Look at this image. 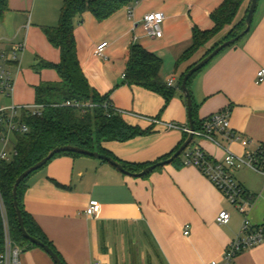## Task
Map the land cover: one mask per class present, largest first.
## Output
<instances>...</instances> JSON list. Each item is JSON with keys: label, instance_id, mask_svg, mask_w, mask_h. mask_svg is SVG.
I'll list each match as a JSON object with an SVG mask.
<instances>
[{"label": "crops", "instance_id": "obj_1", "mask_svg": "<svg viewBox=\"0 0 264 264\" xmlns=\"http://www.w3.org/2000/svg\"><path fill=\"white\" fill-rule=\"evenodd\" d=\"M63 1L9 0V10L0 19V52L25 44L20 64H8L16 74H12L14 91L7 97L13 104L35 101V87L41 83L60 82L55 70L36 67L40 61L58 64L61 60L60 51L49 43L44 30L58 26ZM224 1L140 0L132 18L129 6L104 21L89 11L82 20L76 18L78 58L90 86L109 98L128 125L150 130L125 142L103 143L106 154L121 165H152L189 136L165 127L170 123L189 127L179 80L229 27L190 59L179 60L193 45L195 29H214L212 14ZM151 13L165 16L161 38L148 36L143 28L144 17ZM244 15L243 9L236 21ZM105 42L104 57H96V46ZM133 44L161 59V80L165 85L173 80L171 88L176 89L168 103L158 93L126 83L123 75ZM260 69H264V0L258 2L250 32L199 72L190 86L197 119L229 109L231 134H214L213 141L194 137L191 149L199 147L212 161H221L227 152L243 157L264 144V82H256ZM0 103L3 105L2 99ZM233 135L252 143L245 149ZM234 176L250 204L244 215L183 158L137 178L93 157L62 154L27 180L23 208L65 264H209L222 260L245 220L252 226L264 225V175L242 168ZM91 200L101 205L96 218L85 214ZM222 211L231 215L227 225L217 222ZM21 262L55 264L41 248L22 250ZM235 264H264V242L239 253Z\"/></svg>", "mask_w": 264, "mask_h": 264}, {"label": "trees", "instance_id": "obj_2", "mask_svg": "<svg viewBox=\"0 0 264 264\" xmlns=\"http://www.w3.org/2000/svg\"><path fill=\"white\" fill-rule=\"evenodd\" d=\"M251 1L252 0H225L212 14V18L215 22L214 29L207 32H201L195 29L193 45L182 55L179 62L188 60L196 55L217 35L222 33L226 27H230L228 34L215 43L213 48L208 50L202 59L207 57L219 45L237 37L246 27L245 20ZM134 3L135 0H64L58 26L44 30L49 43L60 51L61 60L58 64L40 61L36 69L55 70L60 78V82L57 84L41 83L39 86L35 87V104L44 106L43 113L41 116L23 115L22 121L29 128V132L25 134L15 133L14 139L17 156L11 162L0 163V253L4 250V217L2 205L6 213L13 243L22 250L39 248L23 237L14 206L13 187L17 178L24 171L43 160L57 147H78L108 155L103 148V143L108 141L125 142L150 132L149 129L142 130L139 127L128 125L122 116L115 111L109 98L100 95L90 86L81 68L74 33L76 18L79 17L80 20H82V16L85 12L89 11L98 21H104L118 10L125 6H132ZM243 9L245 15L239 21H236L237 16ZM8 10L9 0H0V19L4 18ZM195 64L190 66L187 72L193 68ZM161 68L162 61L160 58L145 50L140 45L133 44L130 49L127 71L125 73L126 83L158 93L162 95L166 103H168L175 96L176 89L168 87V85L162 82L160 77ZM198 73L194 74L189 80V89L194 77ZM185 74H183L179 80L178 88L180 90H182L181 85ZM66 102H77L85 106L82 108L63 106ZM193 119L195 130H202L204 120L199 121L197 119V106L194 100ZM188 137L189 136H187V138ZM185 141L172 153L161 158L152 165L171 158ZM192 145L193 141L189 149H191ZM62 154L82 156L75 153ZM183 156L184 152L175 159L173 163L179 162L181 158L184 159ZM258 157L261 156L259 155ZM149 166L151 165H123V167L132 174L139 173ZM30 177L25 179L18 189V204L22 211L26 230L32 237L52 248L54 252L58 254L63 264H65L52 242L23 208L24 188ZM245 195L247 196L246 191Z\"/></svg>", "mask_w": 264, "mask_h": 264}, {"label": "built area", "instance_id": "obj_3", "mask_svg": "<svg viewBox=\"0 0 264 264\" xmlns=\"http://www.w3.org/2000/svg\"><path fill=\"white\" fill-rule=\"evenodd\" d=\"M140 0H135L134 5L128 7L129 18L133 17L134 6ZM165 20L163 13H151L144 17L143 28L148 36L152 38H161L163 36L162 24ZM108 43H102L96 46L94 55L98 58L104 57V51ZM25 49V44H17L9 52H0V97H10L14 91V79L8 64H20L21 54ZM257 84L264 82V69L257 72ZM126 77V74L123 75ZM174 81L168 82V87L173 86ZM1 100V99H0ZM63 106L82 108L85 105L77 102H66ZM43 105H23V106H3L0 103V163L11 162L17 156L15 145L12 144V138L15 133L25 134L29 128L22 121L24 114L31 116H41ZM116 111V109H115ZM118 112V111H116ZM230 110L225 109L206 118L202 125V130L191 132L189 127L177 124H165L167 129H180L188 134L193 133L194 137H206L213 141V135L231 134ZM152 124H161L157 119H148ZM241 142L242 146L247 149L252 141L235 137ZM261 157H258V156ZM185 164L197 168L207 179L222 193L225 199L240 213L245 214L246 208L250 206L246 199L245 190L235 179L234 173L242 168H249L264 175V144L259 145L256 151L247 152L245 156H237L227 152L221 161H212L210 157L199 147L184 151ZM3 225H4V250L0 253V264H22V249L15 245L11 239L8 220L3 208ZM101 212V205L98 201L91 200L85 210L88 217L96 218ZM231 220V215L227 211H222L217 217V222L221 225H227ZM190 226H186L184 235L190 233ZM264 242V225L252 226L247 220L242 224L239 235L226 248L221 261H212L209 264H235V259L242 251L252 248ZM95 264H101L96 262Z\"/></svg>", "mask_w": 264, "mask_h": 264}, {"label": "water", "instance_id": "obj_4", "mask_svg": "<svg viewBox=\"0 0 264 264\" xmlns=\"http://www.w3.org/2000/svg\"><path fill=\"white\" fill-rule=\"evenodd\" d=\"M258 2H259V0H252L251 1L250 7L248 10V14H247V17L245 20L246 27L237 37L219 45L207 57H205L204 59L199 61L197 64H195V66L193 68H191L185 74V76L182 80L181 88H182V91L184 92L185 97H186L188 119H189V130L191 132L195 131V126H194V119H193V97H192V93H191L190 89L188 88L189 80L194 76V74L203 70L208 64H210L222 51H224L225 49H227V48L231 47L232 45L236 44L237 42H239L243 37H245L250 32L252 22L254 19V15H255V12H256V9L258 6ZM193 140H194L193 133H190L189 137L187 138L185 143L180 147V149L171 158H169L165 161L159 162L157 164L151 165V166L145 168L144 170H142L141 172L136 173V174H132V173L128 172L123 167V165H121L114 158H112L108 155L101 154L99 152L89 151V150L81 149L78 147H71V146H63V147L55 148L43 160H41L40 162H38L34 166H32L29 169H27L26 171H24L17 178L15 185L13 187L14 206L16 209L18 222H19L20 230H21L23 237L26 240H28L29 242H31L33 245L44 250L50 256V258L53 260V262L55 264H63L62 260L58 256V254L56 252H54V250L52 248H50L48 245L42 243L40 240L32 237L27 232L25 224H24L22 211H21L19 204H18V189H19V186L22 184V182L25 179H27L28 177H30L33 173H35V172L41 170L43 167H45L49 163V161H51L56 155H59L62 153H75V154H79L82 156L93 157V158H96V159H99V160H102V161L109 163L110 165L116 167L120 172H122L126 175L141 178V177H144V176L152 173L153 171H155L159 167H164L166 165L173 163L174 160L177 159L179 156H181V154L190 146V144L192 143Z\"/></svg>", "mask_w": 264, "mask_h": 264}, {"label": "rangeland", "instance_id": "obj_5", "mask_svg": "<svg viewBox=\"0 0 264 264\" xmlns=\"http://www.w3.org/2000/svg\"><path fill=\"white\" fill-rule=\"evenodd\" d=\"M227 28V27H226ZM225 28V29H226ZM227 31L229 32L230 31V27L229 28H227ZM228 32L225 34V35H227L228 34ZM224 35V36H225ZM214 46V45H213ZM213 46H211V47H209V49H207V51L208 50H211L212 48H213ZM207 51H205V52H201L202 53V55H201V57L198 59V61H196L195 63H198L203 57H204V55H205V53L207 52ZM194 63V64H195ZM10 70V69H9ZM12 71V74H13V76L14 75H16L15 74V70H11ZM28 97L30 96V95H27ZM0 99H2V101H3V106H23V105H32V104H35V101H30V102H28V103H25V104H13L10 100H7V97L6 96H2V97H0ZM29 100H31V99H29ZM12 144L13 145H15V139L14 138H12Z\"/></svg>", "mask_w": 264, "mask_h": 264}]
</instances>
